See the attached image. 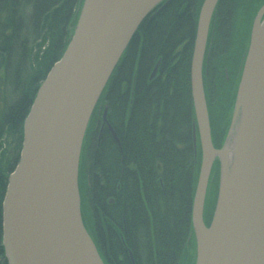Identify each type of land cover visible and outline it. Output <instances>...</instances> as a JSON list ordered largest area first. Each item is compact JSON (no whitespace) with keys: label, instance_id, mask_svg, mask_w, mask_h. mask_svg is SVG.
<instances>
[{"label":"trees","instance_id":"1","mask_svg":"<svg viewBox=\"0 0 264 264\" xmlns=\"http://www.w3.org/2000/svg\"><path fill=\"white\" fill-rule=\"evenodd\" d=\"M81 1L0 0V264H8L2 246V201L19 158L23 121L39 84L68 44ZM247 1L256 2L255 9L264 3L226 0V8H218L224 9V20L232 21L222 35H235ZM202 2L170 0L145 17L99 98L118 142L104 126L90 162L85 154L79 166V173L91 169L89 183H83L81 174L78 181L85 200L83 223L105 264H182L185 253L187 264H194L191 210L201 149L197 135L195 156L190 64ZM236 87L230 90L231 99L225 100V90L219 101L226 104L227 120ZM213 99H208L215 113L212 133L223 134L226 128L218 122L221 113ZM206 214L209 225L212 213Z\"/></svg>","mask_w":264,"mask_h":264},{"label":"water","instance_id":"2","mask_svg":"<svg viewBox=\"0 0 264 264\" xmlns=\"http://www.w3.org/2000/svg\"><path fill=\"white\" fill-rule=\"evenodd\" d=\"M169 1H81L68 44L23 121L19 158L7 178L2 246L8 264H105L81 214L82 145L93 110L139 24ZM217 3L203 0L200 6L190 64L195 156L197 135L201 149L191 210L194 264H264V4L251 28L227 136L215 148L202 60ZM106 112L105 107L101 129ZM214 161L220 165L219 188L206 225L204 200Z\"/></svg>","mask_w":264,"mask_h":264},{"label":"flooded vegetation","instance_id":"3","mask_svg":"<svg viewBox=\"0 0 264 264\" xmlns=\"http://www.w3.org/2000/svg\"><path fill=\"white\" fill-rule=\"evenodd\" d=\"M225 3L226 1L222 4H219V6L217 3L215 11L211 17L208 32H207L204 56L202 60V80H203L205 98L206 96L208 97L206 93L207 88L212 87V90H213L212 83L217 81L218 79H219V82L221 83L220 84L221 95L222 94L224 95V93H222V86H224L225 84L227 86V90L229 89V85L233 84V86H231L232 90L235 88L236 84L238 85V81L241 75L243 57H244L246 48L248 46L251 28H252L255 18L257 17L259 9L264 4L262 3L259 7L255 9L256 2L254 1L245 2L244 5L246 6H245L244 11L242 12V15H244L245 18L244 16H240V20L237 22L238 28L236 29L237 31L235 35L234 33L233 34L231 33L230 36L224 37L222 36V33L220 32V27L218 26L223 16L222 14H224L223 13L224 9L222 11H218V8L219 10H221L225 6ZM226 6L224 8H226ZM228 9H232L231 6H229ZM222 24H223V21H222ZM195 32H196V29H195ZM227 48H231V52H232L230 55L232 59H230V61L235 60V62L231 66L232 69L230 71H228V64L226 61L228 54L226 53L225 49ZM219 70H222L223 72L222 79H220L221 73L219 72ZM216 95H219V90H218V93L213 94L212 97H215ZM98 105L99 103H97V106ZM94 110H93V113H94ZM208 110H209L208 111L209 112V124H210V127L212 128V121H214L215 119V114L213 113L212 115L209 107H208ZM212 143L215 148H218V146L216 145L214 141ZM216 166L219 168L218 161H214V164L212 165V168H211L210 175H212ZM203 219H204V223L207 225L206 223L207 217L203 216Z\"/></svg>","mask_w":264,"mask_h":264},{"label":"rangeland","instance_id":"4","mask_svg":"<svg viewBox=\"0 0 264 264\" xmlns=\"http://www.w3.org/2000/svg\"><path fill=\"white\" fill-rule=\"evenodd\" d=\"M226 1V0H220V3L222 4V3H224V2ZM232 2V1H231ZM201 6V5H200ZM200 9V8H199ZM156 10V9H155ZM226 12V11H225ZM227 14V13H226ZM229 15H231V16H234L235 15V13H233L232 12V14H229ZM228 15V16H229ZM230 17V16H229ZM222 21H223V24H222ZM233 21H234V19H233ZM231 22L232 21H227V20H224V18H223V16H222V18H221V21H220V24L218 25L219 27H220V32L221 33H224V32H228V31H230L229 30V28H230V24H231ZM222 36H224V37H228V34H223ZM241 49V48H240ZM239 49V50H240ZM225 51H226V53L228 54V57H227V59H226V61H227V64H228V71H230L231 69H232V64L235 62V60H233V61H230V59H232L231 58V48H227V49H225ZM230 56V57H229ZM221 75H222V77H220V79H222L223 78V72H222V70H221ZM224 80V79H223ZM203 81V80H202ZM216 81L215 82H213L212 83V85H213V91L215 92V91H217L218 89H219V91H221L220 90V82H219V86L217 85L216 86ZM232 86H233V84H232ZM204 89V88H203ZM225 90H227V86H226V84L224 85V86H222V93H225ZM230 90H232V88H231V86H229V89L227 90V92H226V97H225V100H229V99H231L232 98V91H230ZM236 90H237V88H236ZM225 95V94H224ZM223 94L222 95H216L215 97H213L214 99H213V105H215V107H216V109L219 111L220 110V117H219V120H218V122H220V124H221V126H222V129L223 128H226V130H225V132L222 134V131L220 132V134H222L223 136L221 137L222 139H220L219 138V135L220 134H216V130H214V128H213V130L215 131V133L213 132L212 133V128L210 127V132H211V138H212V134H213V138H212V142L214 141L216 144H220V146H218V148H220L222 145H223V143H224V140H225V138H226V136H227V131H228V129H229V123H230V118H231V114L229 115V119L227 120V118H226V109L224 110L223 109V107L224 108H226L225 107V102L223 103V105H220V100H222V96H224ZM235 96H236V92H235ZM210 97L208 96V99H209ZM208 99H207V97L205 98V100H206V102H207V105H208V107H211L210 106V103H209V101H208ZM234 101H235V97H234ZM234 101H233V104H234ZM103 104V103H102ZM102 104H99L98 106H97V104H96V108H95V113H93V115H92V118H91V121L89 122V124H88V128H87V132H86V135H85V138H84V141H83V146H82V150H81V155H80V163H82L83 164V158H84V156H85V154H88L87 155V163H88V161L90 162V160L91 159H89V156H90V154L92 153V151H93V149H94V146H95V144L97 143V141H98V135H99V133L101 132V127H102V124H103V119H102V116H103V112H104V108H105V105H102ZM208 107H207V113H208V119H209V110H208ZM232 108H233V105H232ZM224 110V112H222V111ZM232 112V109H231V111H230V113ZM212 115H213V110H212ZM222 113H224L223 115H222ZM215 114V113H214ZM218 115H219V112H218ZM228 117V116H227ZM210 125V124H209ZM104 126H106V123L103 125V127ZM218 129V128H217ZM219 130V129H218ZM218 142V143H217ZM85 146V147H84ZM85 148V149H84ZM89 149V150H88ZM86 151V152H85ZM81 164V165H82ZM80 166V165H79ZM220 166V165H219ZM82 168H83V166H82ZM220 168V167H219ZM219 168L217 167V175H216V172H215V170L216 169H214V172L212 173V175H210V178H209V182H208V186H207V192H206V195H205V200H204V216L205 215H207L206 213L207 212H211L212 213V215H213V212H214V208H215V205H216V201H217V196H218V188H219ZM89 169H90V165H89ZM91 170V169H90ZM90 170L88 171V172H85V170L83 169L82 170V173L80 172L79 174H81V178L80 179H82L83 180V183L84 182H87V185H88V183H89V180H90V175H91V172H90ZM215 175H216V177H215ZM213 176V177H212ZM215 177V178H214ZM214 178V179H213ZM83 183H82V187H83ZM79 192H80V199H81V204H82V202H85V200H84V196H83V188H81L80 190H79ZM84 206L85 207H87L86 206V204L84 203ZM89 207V206H88ZM207 211V212H206ZM83 215L85 216V218H86V222L87 221H89V216H87V214H85V212H84V210H83ZM211 219H212V217H211ZM188 256H187V253H185V255L183 256V259H182V264H187V261H188Z\"/></svg>","mask_w":264,"mask_h":264},{"label":"bare ground","instance_id":"5","mask_svg":"<svg viewBox=\"0 0 264 264\" xmlns=\"http://www.w3.org/2000/svg\"><path fill=\"white\" fill-rule=\"evenodd\" d=\"M158 70V69H157ZM153 71V70H152ZM156 73H157V71H156ZM151 74H152V72H151ZM151 74H150V77H151ZM156 75V74H155ZM153 78V77H152ZM207 95L209 96V97H212V95L213 94H216L213 90H212V87H209V88H207ZM103 129V128H102ZM102 129H101V131H102ZM100 137V133H99V135H98V138ZM195 260V259H194Z\"/></svg>","mask_w":264,"mask_h":264}]
</instances>
